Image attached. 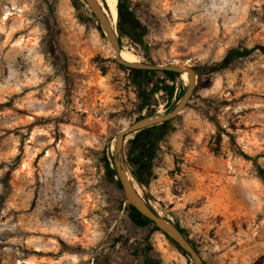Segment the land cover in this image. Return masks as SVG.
<instances>
[{"label":"rangeland","instance_id":"1","mask_svg":"<svg viewBox=\"0 0 264 264\" xmlns=\"http://www.w3.org/2000/svg\"><path fill=\"white\" fill-rule=\"evenodd\" d=\"M75 2L0 0V264H193L120 208L102 170L115 136L145 113L141 89L163 75L137 84ZM113 27L139 63L198 71L158 137H125L124 158L144 162L139 196L205 264L250 263L264 253V182L238 152L264 170V54L209 68L239 43L264 46V0H117ZM179 100L159 92L148 106L164 115Z\"/></svg>","mask_w":264,"mask_h":264},{"label":"water","instance_id":"2","mask_svg":"<svg viewBox=\"0 0 264 264\" xmlns=\"http://www.w3.org/2000/svg\"><path fill=\"white\" fill-rule=\"evenodd\" d=\"M85 4L94 17L97 19L105 38L109 42L113 51V60L122 67L131 70L141 71H170L182 75L184 72L188 74L189 81L185 86L184 93L177 102L175 108L170 112L161 115L154 114L141 118L129 124L121 130L116 136L113 144V169L120 185L123 198L130 208L145 219L147 222L172 241L193 264H205L204 260L191 245L189 240L181 233L180 229L172 222L159 216L146 202H144L135 189V183L124 159V141L125 137L142 130L152 128L159 124L173 121L186 107L191 99L196 87L197 72L193 68L179 67L176 65H152L144 63H128L119 58L121 45L115 28L111 25L103 8L99 5L98 0H80ZM130 175V180L127 175ZM128 175V176H129Z\"/></svg>","mask_w":264,"mask_h":264},{"label":"trees","instance_id":"3","mask_svg":"<svg viewBox=\"0 0 264 264\" xmlns=\"http://www.w3.org/2000/svg\"><path fill=\"white\" fill-rule=\"evenodd\" d=\"M81 7H85L88 8L85 4H83L82 2H75L74 5L78 8V5ZM88 13L92 16V18L94 19V22L96 23L97 26V30L102 34V30L101 27L97 21V19L94 17V15L91 13V11L89 10ZM117 32L119 34V42L121 45V40H122V31L121 29L118 27L117 28ZM255 51H259L260 53L264 54V46H255L253 48H248L246 46H243L241 43H239L238 45H236L235 47L229 48L225 55L224 58L216 63L213 64V66H211V68H209V73H213V72H218V71H223L225 69H227L228 67H230L232 65V63H234L235 61H237L238 59L241 58H246L248 57L250 54H252ZM131 70V69H130ZM134 73L139 74L142 77H139V80H135V82L137 84H141V79L143 78V75L145 74H154L155 72H159L163 75V78H161L160 80L154 82V84L152 85L153 88L150 90H146V87L143 86V88L141 89V101H142V105H141V110L145 109V113L139 115L138 117L134 118V121H137L141 118L147 117V116H151L155 114V110H153L152 108H149L148 106V100L150 99V97H152L154 94H157L159 92H163L166 96V98L170 101L172 100L174 97L179 100L183 93H184V88L181 86V89L179 90L178 93H176V83L179 82L180 79V74L178 73H174V72H170V71H141V70H131ZM198 73V71H196ZM169 123V122H168ZM168 123H164V124H159L157 126H154L152 128H148L145 130H142L140 132H149L151 133L152 137H158L159 131L161 129H163ZM215 127L217 128L218 131L221 130V128L218 126V124H215ZM132 135V134H131ZM127 137V136H126ZM228 137L232 140V136L228 135ZM220 138V136H219ZM219 140L217 141V146L214 150V153H217L219 144H218ZM239 156L243 157L244 159L250 160L253 162V165L256 168L257 171V177L264 182V170L254 161L251 160V158H249L247 155L243 154V152H238ZM125 159V158H124ZM101 163H102V170H103V175H104V179L106 180L107 183L113 185L119 192H120V198H119V205L120 208H122L125 212H129L130 211V206L125 202L123 195H122V191L120 188V185L117 181L114 169H113V158L111 157L110 153L107 152V155H103L101 158ZM125 163L128 166V170L131 174V176L133 177V179L138 183V184H142V179L139 175V168L143 167V161L141 160V158H138L136 156L130 155L127 157V159H125ZM8 173V172H7ZM6 173V174H7ZM152 225V224H151ZM181 233L189 240V242L191 243V245L193 246V248H195L197 250V247L195 245V243L190 240L187 236V234L183 231L180 230ZM198 252V251H197ZM248 264H264V253L261 254L260 256H258L256 259H254L253 261H251Z\"/></svg>","mask_w":264,"mask_h":264},{"label":"bare ground","instance_id":"4","mask_svg":"<svg viewBox=\"0 0 264 264\" xmlns=\"http://www.w3.org/2000/svg\"><path fill=\"white\" fill-rule=\"evenodd\" d=\"M99 5L103 8V11L107 15L109 21L111 22V25L113 26L114 22L117 20V0H104V3L101 4V2L98 0ZM119 58L122 61L128 62V63H138L137 59L135 56L132 54L126 52V51H121ZM180 79L187 84L189 81L188 74L184 72L181 76ZM113 149V148H112ZM128 179L130 178L127 175ZM130 180V179H129Z\"/></svg>","mask_w":264,"mask_h":264}]
</instances>
